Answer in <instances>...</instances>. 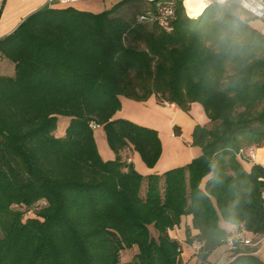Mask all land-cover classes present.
<instances>
[{
	"label": "trees",
	"instance_id": "trees-1",
	"mask_svg": "<svg viewBox=\"0 0 264 264\" xmlns=\"http://www.w3.org/2000/svg\"><path fill=\"white\" fill-rule=\"evenodd\" d=\"M127 1L99 13L46 6L0 39L12 65L0 74V264H122L133 247L130 264H181L168 231L187 216L184 242L199 244L200 264L231 237L225 264H264V244L261 259L235 241L264 236V168L246 170L239 154L264 143V34L234 1L195 18L178 2L169 31L138 23L146 10L115 15ZM151 96L183 112L197 103L207 119L192 130L199 154L161 174L123 155L153 169L157 131L114 117L119 97ZM58 116L69 117L62 136Z\"/></svg>",
	"mask_w": 264,
	"mask_h": 264
},
{
	"label": "rangeland",
	"instance_id": "rangeland-1",
	"mask_svg": "<svg viewBox=\"0 0 264 264\" xmlns=\"http://www.w3.org/2000/svg\"><path fill=\"white\" fill-rule=\"evenodd\" d=\"M147 5L150 6L151 4H147L139 0H129L125 3L124 7L132 8L121 9L120 12H116L115 15H122L126 18L134 19L136 9L142 10L143 7L145 8ZM240 14L243 15V13ZM244 14L247 13L244 12ZM119 100L120 107L115 114L116 118L129 119L142 126L154 128L157 131L162 145V153L155 165V169L163 172L171 167L185 165L199 154V148L191 145V135L194 125L202 124L205 121V115L201 105L195 103L194 106H191L188 112H183L181 109L179 110L178 107L173 108L164 106V103L160 102L158 99V103L153 99L147 101H136L125 97H119ZM66 121L67 117L58 116L57 128L55 130L56 134L62 133ZM177 130L178 132L176 133ZM93 134L101 157H105L108 153H112L107 143H105L106 139L103 130L95 127ZM133 166L141 173H144L145 170L148 169L139 159V156L137 157V161L133 163ZM143 192L144 191L141 190V195H143ZM26 214L27 216H33L31 211H27ZM251 241L255 245L253 248H256L257 250L260 243H257L254 239H251ZM229 252L228 248L222 251L221 257L226 258ZM136 253V247H133L130 250L122 251L120 253L121 263L130 264ZM257 254L261 255L258 250ZM193 256H196V254L190 255V257Z\"/></svg>",
	"mask_w": 264,
	"mask_h": 264
},
{
	"label": "crops",
	"instance_id": "crops-1",
	"mask_svg": "<svg viewBox=\"0 0 264 264\" xmlns=\"http://www.w3.org/2000/svg\"><path fill=\"white\" fill-rule=\"evenodd\" d=\"M121 0H90V1H79L78 3H73L71 6L81 10V11H88L92 13H99L104 10H108L111 7H113L115 4L119 3ZM149 4V3H147ZM48 6V0H0V39L4 36L10 34L27 16L34 13L35 11ZM125 5H123L124 7ZM121 7V8H123ZM151 7L147 5V7H143L142 11L147 10ZM129 8V7H124ZM191 17V16H189ZM252 28L259 31L260 33L264 34V22L258 19H252L249 21V24ZM12 73V65L11 63H8L6 60H3L0 58V74H10ZM150 99H153L155 102L158 103L155 96H152ZM148 99V100H150ZM193 102V106H194ZM161 105V104H160ZM191 105V106H192ZM164 106H169L176 108L177 106L174 104H164ZM205 115V114H204ZM115 117V116H114ZM205 121L202 124L207 123V119L205 116ZM69 117L67 118V121L65 122L63 131L61 134H56V136H62L65 130L66 125L68 124ZM101 128V127H98ZM151 128V127H150ZM154 129V128H153ZM254 152V159L251 161L248 156L245 157L241 161L243 167L246 170H249L252 166V164H259L263 166L264 168V143L260 147H253L251 148ZM124 156L128 157L127 161H131L132 163H135L137 161V153L127 150L123 153ZM101 157V156H100ZM114 157L113 153H108L107 156L102 157L103 159H112ZM140 159V157H139ZM167 170V169H166ZM158 173L161 174L162 172L160 170L155 169H147L142 174H149V173ZM164 172V171H163ZM191 218L189 216L182 217L181 224L179 227H175L172 230L168 231V234L170 238L177 240L180 243V246L182 245L183 252L181 253V264H200V262L197 260L196 256L190 257L191 254H196L199 244L194 243L193 245L189 246L186 245L184 242L185 238V227L187 225H190ZM222 226L227 230L231 231L233 234L236 233L235 227L223 223ZM193 233H195L194 230H192ZM246 238H251L252 235L247 232H243L242 234ZM254 240L257 241V243H260L259 248L257 249L258 252L261 253V255L257 254V250H255L254 255L258 256L259 258L263 259V244H264V236L261 237H253ZM249 248L255 247V245H246ZM232 237L228 239V242L224 245H221L217 249H214L212 254L208 257L207 261L203 264H225L229 260H231L230 254L232 250ZM230 251L228 256L226 258H222V251L226 250ZM218 253V254H217ZM194 259V260H193ZM183 260V261H182ZM193 260V261H192Z\"/></svg>",
	"mask_w": 264,
	"mask_h": 264
},
{
	"label": "built area",
	"instance_id": "built-area-1",
	"mask_svg": "<svg viewBox=\"0 0 264 264\" xmlns=\"http://www.w3.org/2000/svg\"><path fill=\"white\" fill-rule=\"evenodd\" d=\"M79 1H90V0H48L49 7H66L71 6L73 3H78ZM92 1V0H91ZM143 2L151 4V8L147 9L143 13L136 16V21L138 23H155L165 31L171 29V24L175 18L176 4L181 2L187 14V9L184 5L185 0H141ZM237 2L239 6L253 19H258L264 22V0H205L206 6L212 3L225 5L229 2ZM189 16V15H188ZM167 104V102H163ZM94 128L96 126H93ZM98 127V126H97ZM96 127V128H97ZM249 150H240L239 154L243 157L248 156L251 161L254 159V152ZM264 196V191H263ZM243 232L236 233L235 241L240 245H254L250 238H246ZM233 245V244H232Z\"/></svg>",
	"mask_w": 264,
	"mask_h": 264
},
{
	"label": "bare ground",
	"instance_id": "bare-ground-1",
	"mask_svg": "<svg viewBox=\"0 0 264 264\" xmlns=\"http://www.w3.org/2000/svg\"><path fill=\"white\" fill-rule=\"evenodd\" d=\"M184 5L187 9V14L191 16V18H195L202 13L206 6V2L205 0H185Z\"/></svg>",
	"mask_w": 264,
	"mask_h": 264
}]
</instances>
